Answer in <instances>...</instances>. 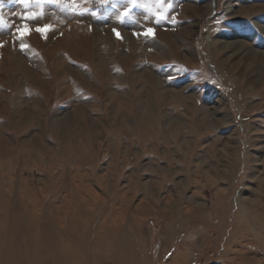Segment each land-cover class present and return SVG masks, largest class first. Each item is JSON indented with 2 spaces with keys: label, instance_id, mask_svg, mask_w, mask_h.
<instances>
[{
  "label": "rangeland",
  "instance_id": "rangeland-1",
  "mask_svg": "<svg viewBox=\"0 0 264 264\" xmlns=\"http://www.w3.org/2000/svg\"><path fill=\"white\" fill-rule=\"evenodd\" d=\"M0 2V264H264V0Z\"/></svg>",
  "mask_w": 264,
  "mask_h": 264
},
{
  "label": "snow or ice",
  "instance_id": "snow-or-ice-1",
  "mask_svg": "<svg viewBox=\"0 0 264 264\" xmlns=\"http://www.w3.org/2000/svg\"><path fill=\"white\" fill-rule=\"evenodd\" d=\"M21 2H24V0H21ZM3 5H2V2H0V7H2ZM30 19V18H29ZM157 22H159V21H157ZM37 31H41V32H43V31H46V29H37Z\"/></svg>",
  "mask_w": 264,
  "mask_h": 264
},
{
  "label": "bare ground",
  "instance_id": "bare-ground-1",
  "mask_svg": "<svg viewBox=\"0 0 264 264\" xmlns=\"http://www.w3.org/2000/svg\"><path fill=\"white\" fill-rule=\"evenodd\" d=\"M251 49V48H250ZM240 52V51H239ZM237 53V52H236ZM243 53V52H242Z\"/></svg>",
  "mask_w": 264,
  "mask_h": 264
}]
</instances>
